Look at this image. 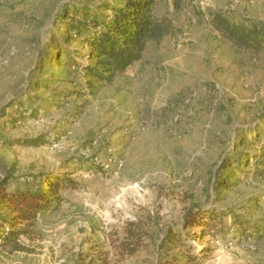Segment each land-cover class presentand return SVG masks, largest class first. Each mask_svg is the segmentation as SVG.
<instances>
[{
	"label": "rangeland",
	"instance_id": "obj_1",
	"mask_svg": "<svg viewBox=\"0 0 264 264\" xmlns=\"http://www.w3.org/2000/svg\"><path fill=\"white\" fill-rule=\"evenodd\" d=\"M107 3L0 1V264H264V48L210 23L264 24V0H156L180 31L111 83L69 31ZM52 180L60 199L21 220L12 196ZM130 221L144 240L123 254Z\"/></svg>",
	"mask_w": 264,
	"mask_h": 264
},
{
	"label": "trees",
	"instance_id": "obj_2",
	"mask_svg": "<svg viewBox=\"0 0 264 264\" xmlns=\"http://www.w3.org/2000/svg\"><path fill=\"white\" fill-rule=\"evenodd\" d=\"M155 1L117 0L115 4H105L103 6L105 11L86 7L76 12L77 15H83V20H74L75 22L69 26V31L75 29L78 37L90 47L91 62L84 66L86 74L95 80L111 83L116 76L142 60L143 52L149 41L160 43L166 36L180 31L171 17L166 14H156ZM176 7H182L180 1H176ZM70 11L72 13L73 9ZM210 23L213 28L238 47L251 51H260L264 48V24L237 22L220 10L210 12ZM70 59L71 65L80 64L75 58ZM88 85L94 87L95 82L89 79ZM59 183L56 180L50 181L49 193L44 190H27L17 196H12L10 205L20 211L21 220L35 218L38 210L51 205L49 197L54 196L55 199H60L58 196ZM66 183L67 186L74 185L71 179H67ZM228 185L229 179L222 181L219 188L227 189ZM0 202L4 203L3 198H0ZM196 207L198 211H201L200 204ZM144 233L139 222L127 223L122 246H120L121 253H136L143 244ZM16 237L17 231L10 230L4 239L16 240ZM20 248L18 244L12 246V249Z\"/></svg>",
	"mask_w": 264,
	"mask_h": 264
},
{
	"label": "built area",
	"instance_id": "obj_3",
	"mask_svg": "<svg viewBox=\"0 0 264 264\" xmlns=\"http://www.w3.org/2000/svg\"><path fill=\"white\" fill-rule=\"evenodd\" d=\"M0 1H2V0H0ZM193 94L196 95L197 92H196V91H193V93H192V95H191L190 97L185 98V99H184V104L189 105V104L192 102ZM181 115H182V110L177 109V110L174 112V114H173V116L171 117V119H169L168 124H172L173 122L179 120L180 117H181Z\"/></svg>",
	"mask_w": 264,
	"mask_h": 264
},
{
	"label": "crops",
	"instance_id": "obj_4",
	"mask_svg": "<svg viewBox=\"0 0 264 264\" xmlns=\"http://www.w3.org/2000/svg\"><path fill=\"white\" fill-rule=\"evenodd\" d=\"M138 64H136V63H134L131 67H135V66H137Z\"/></svg>",
	"mask_w": 264,
	"mask_h": 264
},
{
	"label": "bare ground",
	"instance_id": "obj_5",
	"mask_svg": "<svg viewBox=\"0 0 264 264\" xmlns=\"http://www.w3.org/2000/svg\"><path fill=\"white\" fill-rule=\"evenodd\" d=\"M120 204H121V202H120Z\"/></svg>",
	"mask_w": 264,
	"mask_h": 264
}]
</instances>
